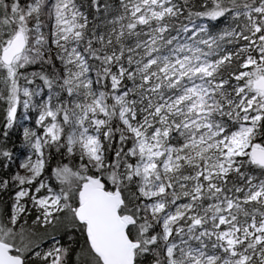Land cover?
Masks as SVG:
<instances>
[{"label": "snow or ice", "instance_id": "1", "mask_svg": "<svg viewBox=\"0 0 264 264\" xmlns=\"http://www.w3.org/2000/svg\"><path fill=\"white\" fill-rule=\"evenodd\" d=\"M0 264H264V0H0Z\"/></svg>", "mask_w": 264, "mask_h": 264}]
</instances>
